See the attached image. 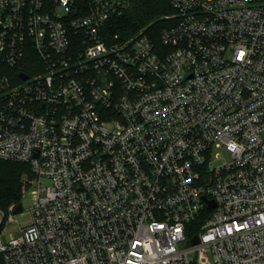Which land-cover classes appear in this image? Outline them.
Segmentation results:
<instances>
[{"label":"built area","instance_id":"built-area-1","mask_svg":"<svg viewBox=\"0 0 264 264\" xmlns=\"http://www.w3.org/2000/svg\"><path fill=\"white\" fill-rule=\"evenodd\" d=\"M170 2L158 42L108 32L133 0H0V158L38 181L5 264H264V0Z\"/></svg>","mask_w":264,"mask_h":264},{"label":"trees","instance_id":"trees-1","mask_svg":"<svg viewBox=\"0 0 264 264\" xmlns=\"http://www.w3.org/2000/svg\"><path fill=\"white\" fill-rule=\"evenodd\" d=\"M171 11L174 10L168 0H133L129 9L110 23L108 32L119 33L122 37H130L139 29L145 28L146 32L151 34L150 36L160 42V32L168 26H165L162 16L172 13ZM153 28L155 29L154 34ZM26 173L34 175L30 165L0 158V208L2 210L5 211L12 205L21 204L23 198L22 176ZM0 264H5L2 254H0Z\"/></svg>","mask_w":264,"mask_h":264},{"label":"rangeland","instance_id":"rangeland-1","mask_svg":"<svg viewBox=\"0 0 264 264\" xmlns=\"http://www.w3.org/2000/svg\"><path fill=\"white\" fill-rule=\"evenodd\" d=\"M168 1H169L170 5L172 6L170 0H168ZM172 13H168V14H165L162 16L164 18L163 21L165 22V26L172 23V19L167 18V15L169 16ZM140 32L151 35L149 32H146L145 28L139 29L135 34H138ZM152 32L154 34V32H155L154 28L152 29ZM24 65L28 66V62H25ZM0 71H2V74L8 75L13 81L18 80V77H17L18 71L15 68L11 67L10 65L0 63ZM33 178H34V175H30L27 173L23 174V176H22V182H23V186H22L23 198L21 201L22 210L14 213V218H15L14 221H9V220L6 221L5 226H4L5 228L2 232L3 238L5 240L19 235L21 232V229L24 228L25 226L29 225L31 222L30 206L33 204L34 199H35V195L32 193V190L38 188V181H36L32 184ZM47 181L48 180L44 179L43 184L47 183ZM5 212L7 213L8 216H10L11 208H9L8 210H5ZM0 218H1V211H0ZM189 255L191 257L195 258L196 252H191Z\"/></svg>","mask_w":264,"mask_h":264},{"label":"water","instance_id":"water-1","mask_svg":"<svg viewBox=\"0 0 264 264\" xmlns=\"http://www.w3.org/2000/svg\"><path fill=\"white\" fill-rule=\"evenodd\" d=\"M20 76H21L23 79H26V78L28 77V75H27L26 73H24V72H21V73H20ZM208 203H209V207H213V206H215V202H214V200H208ZM20 210H22V204H19V205L17 206V208L15 209V212H18V211H20ZM197 242H198V237L195 236V237L193 238V243H197Z\"/></svg>","mask_w":264,"mask_h":264}]
</instances>
